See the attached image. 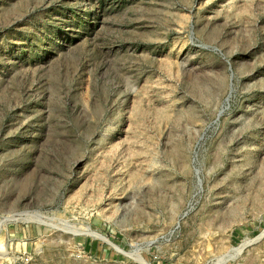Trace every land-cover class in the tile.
<instances>
[{
  "label": "rangeland",
  "instance_id": "obj_1",
  "mask_svg": "<svg viewBox=\"0 0 264 264\" xmlns=\"http://www.w3.org/2000/svg\"><path fill=\"white\" fill-rule=\"evenodd\" d=\"M0 264H264V0H0Z\"/></svg>",
  "mask_w": 264,
  "mask_h": 264
},
{
  "label": "bare ground",
  "instance_id": "obj_2",
  "mask_svg": "<svg viewBox=\"0 0 264 264\" xmlns=\"http://www.w3.org/2000/svg\"><path fill=\"white\" fill-rule=\"evenodd\" d=\"M91 232H92V230H91ZM90 235H91V237H93L95 239H100L103 242H107L108 243V241H106V239L102 235L98 234L96 231H93Z\"/></svg>",
  "mask_w": 264,
  "mask_h": 264
}]
</instances>
